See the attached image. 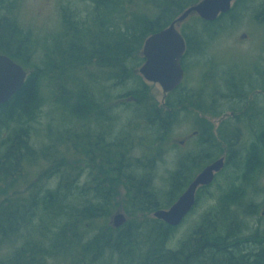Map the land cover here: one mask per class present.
<instances>
[{"label":"trees","instance_id":"1","mask_svg":"<svg viewBox=\"0 0 264 264\" xmlns=\"http://www.w3.org/2000/svg\"><path fill=\"white\" fill-rule=\"evenodd\" d=\"M17 1L0 0V53L21 64L28 76L0 105V196L7 195L10 181L28 173L39 157L44 159L35 167L56 163L53 171L59 176L47 182L51 170L44 172L27 192L0 202V264H264V232L249 230L247 215L241 212L250 181H261L264 172V103L259 101L264 99V69L235 65L222 71L220 61L210 55L216 39L240 20L234 17V6L214 21L193 15L181 25L187 45L185 79L161 104L146 95V84L115 90L131 80L143 81L133 69L145 61V40L200 0H93V12L84 19L65 9L57 35H40L23 25ZM245 1L255 5L249 11L264 30V0H237L234 5ZM45 77L71 96L60 106L58 123L66 132L50 139V154L33 141ZM194 81L195 86L190 85ZM109 103H117L113 110L131 112L120 136H113V110L89 120L90 106ZM189 115L194 118L189 119L188 151L171 172L162 202L151 178L155 159L174 129L184 124L181 118ZM217 116H223L218 127L211 120ZM136 148L148 153L146 158L139 159ZM68 153L91 157L86 164L95 166L90 180L82 178L84 162L62 161L67 159L61 154ZM223 155L224 169L235 168L245 183L234 184L178 246L171 247L177 228L139 215L171 206L205 166ZM122 187L131 219L115 228L111 220ZM207 188L198 191L195 208L200 191ZM245 208L259 211L248 202Z\"/></svg>","mask_w":264,"mask_h":264},{"label":"rangeland","instance_id":"2","mask_svg":"<svg viewBox=\"0 0 264 264\" xmlns=\"http://www.w3.org/2000/svg\"><path fill=\"white\" fill-rule=\"evenodd\" d=\"M235 2L233 3L235 9L234 17L235 19H238L240 17V20L239 22L232 24V26H230L229 28L227 27V29H225L226 31L216 39L213 47L210 50V55L217 58V61H220L221 66L219 67V69L221 70L226 68V66L229 67L235 65L244 66L242 68L243 70L247 69V67H251L252 70L256 65L257 68H261V70H263L264 30L254 20L252 12L249 11L255 5H253L251 1H245V3L239 5V7L236 8ZM260 3H262V1L258 2V4ZM258 4H256V6ZM94 5L95 4L93 0H18L16 2V12L18 13L20 21L23 25L27 27H33L40 35L51 32L56 33L57 35L62 28L61 20L63 18L62 16L65 12V9L71 12L69 14L75 12L80 19H84L93 12ZM256 8H258V6ZM229 20L226 21L229 22ZM185 22L186 24H188L187 20ZM231 23L232 22H229V24ZM181 27L182 26H180V29ZM259 63L260 65H258ZM140 67L133 70H136L137 74L140 75L143 79L141 83L137 80H131L127 82V85L125 84L120 87L117 86V89L115 91H125L130 88L139 87V85L142 88V86L146 84V86L144 87L147 90L146 95L150 98L154 97L161 104H164L166 101V96L168 94H164L163 89L159 84L151 83L145 80L139 73ZM255 70L256 68L252 71ZM44 79V105L42 107V111L39 113L40 116L38 120L34 124L35 126L33 130V141H35L36 146H38L39 150H48L47 153L50 154L52 152V141L50 139H54V137L61 133V131L66 132V130L63 129L64 127L60 126L61 122L60 124L58 123V121L61 120L59 117L61 114L60 106L66 102L71 101L69 99L71 98V96L63 95L59 91V89L57 88L56 80L49 77H45ZM190 85L195 86V81L191 82ZM259 101L260 103H264L263 98ZM116 104L117 103H109L100 107H97L96 105L90 106L89 109L92 116H89V120H99L100 117H103L105 115L103 114L105 111L113 110L112 108L116 106ZM118 111L120 110H117L116 108L113 110V120H115L113 124L114 137L115 135H122L124 128H126L124 126H128L130 124L129 118L132 117L130 111H126L124 113ZM230 114L231 112H228L224 117H227V115ZM190 117L194 118L193 115H189V117L187 118H181V120L184 121V124L177 126L174 129L171 139L165 145V149L162 150V152H159L160 155H158V157H156L155 159L156 165L154 167V171L152 170L151 178L154 187L162 196V202H165L168 190L170 188L171 172L176 169L178 159L181 157V155L188 151L185 142L190 137V132H192L189 120ZM211 120L218 127L219 123L223 120V116H217L212 118ZM96 131H98V129ZM155 153V151H152V156H155ZM135 155L140 159L144 157L146 158V155H148V153H145V151L141 148H136ZM61 156L62 158L65 157L67 159L62 160L63 162H69L72 164H75L79 161L84 162V168L82 169L83 171H81V173L83 172L82 178L90 180L91 177L89 176L93 171L91 170V167L95 168L94 165H92L91 167L86 165L91 163L90 156L83 158L82 156H76L75 154L70 153L61 154ZM223 157H225L226 160V155H223ZM51 158L52 160L57 159L54 155ZM43 159L44 158L39 157V159L36 161V164H32L27 168L28 173L25 172L21 174L17 180L10 181L12 187L7 188V195L0 196V202L7 198H16L18 195L24 194L21 192H27L29 185H33L34 182H37V180L43 176L44 172H46L47 174L51 170V174H49V177L45 181L54 182L55 180H57V177L59 175H57L54 172L55 170L53 169V166H55L56 163L54 165L43 163L40 167H35L39 164V161H42ZM141 162L144 163L143 159L141 160ZM147 163H149V161H147ZM147 163L145 166H147ZM234 169L233 167L223 169L207 189L200 191L201 194L199 204L197 205L195 210L187 216L183 223L176 227L177 229L170 242L171 247H177L182 239L186 236V234L198 224L201 217L207 211L212 209L213 206L217 205L222 196L227 193V191H229L234 186V184L241 185L245 183L241 179V177H238ZM250 182L251 184L249 186L246 183L248 186L246 190L249 192V197L247 196L245 200L244 198L242 199L243 206H241V212H244L245 215H247L245 219L249 226V230H253L256 228L259 229L260 232H264V172L263 174L261 173V181L258 180L256 182L255 179H252ZM257 186H261V191H257L258 193L255 192V190H258ZM124 189V187L120 189V195L115 199L117 207L114 214L123 212L127 216V221H129L131 219V216H129L127 212H125L124 208ZM247 202L251 203L252 205L254 204L255 206L257 205V208L259 207L258 213L254 212V214L253 212L247 210V208H245V204ZM139 216L141 218L149 219L151 217H154V212H142Z\"/></svg>","mask_w":264,"mask_h":264},{"label":"water","instance_id":"3","mask_svg":"<svg viewBox=\"0 0 264 264\" xmlns=\"http://www.w3.org/2000/svg\"><path fill=\"white\" fill-rule=\"evenodd\" d=\"M235 1L200 0L186 8L168 27L151 34L145 40L142 50L145 58L139 68L142 77L148 82L159 84L165 95L176 90L185 77L182 62L187 48L180 25L191 15L214 21L221 14L229 12ZM27 76L28 72L21 64L0 53V105L9 101L22 88ZM224 167L225 157L205 166L178 199L168 208L156 210L154 217L172 227L181 225L194 209L199 189L210 186ZM111 222L115 228H120L127 222V216L118 212L112 216Z\"/></svg>","mask_w":264,"mask_h":264},{"label":"bare ground","instance_id":"4","mask_svg":"<svg viewBox=\"0 0 264 264\" xmlns=\"http://www.w3.org/2000/svg\"><path fill=\"white\" fill-rule=\"evenodd\" d=\"M209 41H210V40H209ZM196 50H197V49H196ZM202 53H203V52H202ZM194 54H195V53H194ZM207 55H208V54H207ZM201 56H202V55H201ZM212 59H213V58H212ZM207 60H208V59H207ZM207 60H206V61H207ZM216 61H217V60H216ZM213 63H214V62H213ZM214 64H215V63H214ZM210 67H211V65H210ZM233 70H234V69H233ZM220 71H221V70H220ZM222 71H224V70H222ZM215 72H216V71H215ZM215 72H214V73H215ZM227 72H228V71H227ZM216 74H217V73H216ZM211 78H212V77H211ZM214 78H215V77H214ZM209 79H210V77H209ZM213 83H214V82H213ZM39 112H40V111H39ZM159 190H160V189H159ZM162 194H163V193H162Z\"/></svg>","mask_w":264,"mask_h":264}]
</instances>
